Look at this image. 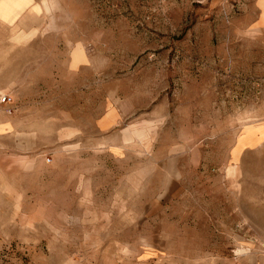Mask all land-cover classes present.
<instances>
[{"label":"rangeland","instance_id":"obj_1","mask_svg":"<svg viewBox=\"0 0 264 264\" xmlns=\"http://www.w3.org/2000/svg\"><path fill=\"white\" fill-rule=\"evenodd\" d=\"M0 264H264V0H0Z\"/></svg>","mask_w":264,"mask_h":264},{"label":"built area","instance_id":"obj_2","mask_svg":"<svg viewBox=\"0 0 264 264\" xmlns=\"http://www.w3.org/2000/svg\"><path fill=\"white\" fill-rule=\"evenodd\" d=\"M2 99H3L4 102L8 101V97H6V96H4ZM9 101H10V98H9Z\"/></svg>","mask_w":264,"mask_h":264}]
</instances>
